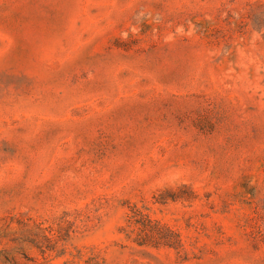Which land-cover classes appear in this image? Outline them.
<instances>
[{"label": "rangeland", "instance_id": "1", "mask_svg": "<svg viewBox=\"0 0 264 264\" xmlns=\"http://www.w3.org/2000/svg\"><path fill=\"white\" fill-rule=\"evenodd\" d=\"M0 264H264V0H0Z\"/></svg>", "mask_w": 264, "mask_h": 264}]
</instances>
